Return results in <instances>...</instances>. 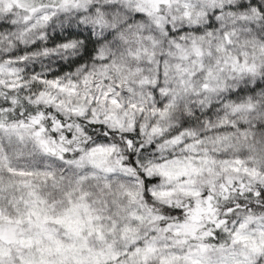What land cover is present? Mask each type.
<instances>
[{"label": "clouds", "instance_id": "9594fccd", "mask_svg": "<svg viewBox=\"0 0 264 264\" xmlns=\"http://www.w3.org/2000/svg\"><path fill=\"white\" fill-rule=\"evenodd\" d=\"M0 264H264V0H0Z\"/></svg>", "mask_w": 264, "mask_h": 264}]
</instances>
